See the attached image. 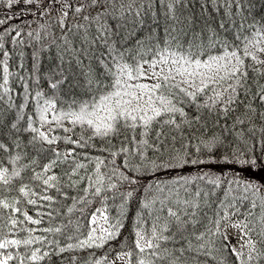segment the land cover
<instances>
[{"label": "trees", "instance_id": "trees-1", "mask_svg": "<svg viewBox=\"0 0 264 264\" xmlns=\"http://www.w3.org/2000/svg\"><path fill=\"white\" fill-rule=\"evenodd\" d=\"M49 2L12 0L9 7V0H0V20L5 21L0 24V144L5 146L0 148V167L11 172L13 168L25 166L21 171L23 184L29 185L38 196L52 197L51 201H45L37 196H23L18 191L20 177L0 186V200L15 202L21 209L16 212L11 207L0 208V239L23 240L29 235L39 238L31 245L11 246L6 251L21 257L23 264H97V261L126 264L125 260L117 259V254L131 251V264H137L138 260L151 257L136 249V231L150 236L153 224L158 231L167 224L163 235L169 239L159 243L161 249L169 250L173 256L157 260L156 264H172L176 257H179L178 264H264V220L261 219L264 217V102L256 99L264 88V64L250 57L244 59L241 71H246L247 76L236 89L238 97L230 89L226 91L234 80L209 84L203 92H197L195 98L177 88L164 90L163 94L182 109L183 114L175 112L158 117L147 135L142 127H137L134 131L122 128L118 134L108 137L92 136L87 126L73 127L67 119L61 121L64 128L56 122L42 125L40 119V109L47 107L45 100L54 101L47 113L51 121L53 111L57 115L60 111L67 112L73 101L78 105L103 94L114 82L108 69L116 71L112 58L117 52L123 53L124 62L129 64L134 60H151L155 52L164 48L181 49L185 54L190 50L202 61L208 56H223L226 51L237 49L242 55L246 41L264 30V0H117L113 16L102 18L99 23L93 20L90 24L79 15L74 16L71 10L61 23L59 4L54 5L56 11L50 12L46 8ZM121 3L125 8L123 16ZM128 5L132 7L131 12L127 11ZM137 9L139 16L135 14ZM100 23L108 28L107 46L103 43L104 34L98 31ZM249 47L257 60L264 61V52ZM110 48L116 50L111 55ZM181 79L177 76L175 83ZM89 81L93 83L90 85ZM145 81L148 79L138 82ZM57 82V88L53 89L51 85ZM97 83L104 88H98ZM196 83L199 85L198 78ZM180 87L188 85L180 84ZM190 90L195 91V88ZM37 92L43 95L37 96ZM216 93L222 95L218 97ZM230 95L236 103H226ZM168 120L174 123H165ZM13 124L16 128H12ZM29 124L60 139L48 145L39 139L38 133L31 131ZM65 128L72 130L66 132ZM67 136L73 140L82 137L87 146L70 144L65 139ZM145 140L146 145L142 143ZM209 142L216 146H206ZM73 148V157L65 160L61 155L47 173L56 176L57 182L55 188L45 192L42 182L33 178L34 173L43 174V166L56 159L53 149L65 153ZM121 148L129 151L121 152ZM178 154L189 161L203 163L189 162L182 167L160 169L152 166V162L179 165L181 161L175 159ZM241 154L244 159L255 160V165L233 162ZM17 155L20 160L12 164V158ZM223 157L229 162H224ZM97 158L103 161L100 172L105 176V185L116 183L117 187L107 189L102 196H93L91 192L86 195L87 178L95 180ZM125 160L129 161L127 165ZM76 163L85 167L73 172ZM114 168L135 177L137 182L121 181L118 174H112ZM185 176L189 177L187 184L169 183ZM199 176L205 179H191ZM215 178H219V183L209 182ZM248 183L257 188L245 190ZM129 191L131 197L127 196ZM29 198L37 199V203L27 204ZM151 201L154 203L145 208ZM167 208L180 215L179 230ZM24 212L40 223L26 220ZM101 213L105 228L121 220L123 227L119 234L100 247L96 246L98 240L79 247L95 228L92 216ZM225 216L227 221L223 219ZM11 219L18 223L13 225ZM234 221L247 224L255 251L252 247L238 251L228 232ZM57 228L60 231H55ZM36 249L43 259L33 261L29 257ZM250 253L252 259H249ZM9 264H21V261L14 259Z\"/></svg>", "mask_w": 264, "mask_h": 264}, {"label": "snow or ice", "instance_id": "snow-or-ice-1", "mask_svg": "<svg viewBox=\"0 0 264 264\" xmlns=\"http://www.w3.org/2000/svg\"><path fill=\"white\" fill-rule=\"evenodd\" d=\"M27 3H32L33 0H26ZM116 3L117 0H50L49 4L46 6L48 11H56L57 9L54 5L59 4L60 8V22L63 23L69 16V11L73 12L74 16L79 15L82 20L88 22L95 20L98 23L102 18H106L108 16H113L116 12ZM12 0H9V7H11ZM170 8L173 5H169ZM124 4H120V13L121 16L124 15ZM127 11L131 12L132 7L128 5ZM86 13V14H85ZM136 16L140 15L139 10L137 9L135 12ZM115 18V17H114ZM4 20H0V24H4ZM77 28L83 27V25H76ZM223 27V24H221ZM264 28V26H262ZM8 31H11L9 29ZM98 31L103 33V43L107 46V33L108 28L100 23ZM261 44H264V30L256 32L255 36L252 40L246 41L243 48L242 55L240 54V50L237 49L231 52H225L223 56H208L206 60L202 61L191 53L188 50L187 54L181 49H177L176 51H171L169 48L160 49L154 54V58L151 60H143L140 62L139 60H134L132 64L124 62V54L117 52L115 56H113V63L116 65V71L112 72V69L109 68L108 71L114 76V82L111 85H108L107 88H111V91H108L105 88L103 94L99 96H94L90 102H82L77 105L75 101L70 105V110L67 112L60 111L59 114L55 111L52 113V120L47 119V113L50 108H53L54 101L49 99L45 100V105L47 107L40 109V119L42 125L44 123L51 124L52 122H56L57 125L61 128H64L62 120H69L73 127L79 125L82 128L87 126V128L91 129L92 136H101L108 137L111 135L118 134L122 128L132 129L133 131L137 127H142L144 129V135H147V132L151 126V124L157 120L158 117H161L165 114H171L175 112H181L183 114L182 109H178L175 104H173L172 100L168 98V96L163 94L164 90L169 88H177L179 91L184 92L186 95L195 98L197 92H203L205 88L209 86V84L215 85L219 81H232L233 83L228 84V91L231 90L232 93H235L238 97L239 93H237L236 89L240 85L241 80L247 76L246 71H241L242 66L244 65L245 58H251L253 61L264 64V61L257 60V56L253 51L250 50V45L254 48H257L259 52H264V47H259ZM2 47V45H0ZM227 47V45H225ZM116 51L115 49H109V54ZM141 59H143L141 57ZM223 61V63H222ZM103 63V61H101ZM6 65V62H5ZM145 65L148 68H145ZM159 68V71H157ZM203 68L205 71H201ZM5 72H7V67L5 66ZM175 73V74H173ZM221 73H224L221 75ZM180 76L182 79L175 83L176 77ZM199 79V85H197L196 81ZM142 79H152L154 80L151 84L139 83L138 81ZM58 83H53L51 87L53 89L57 88ZM93 81H89L91 85ZM180 84H187L188 87L181 88ZM98 88H104L101 83H97ZM195 88V91H191L190 89ZM7 91V89H6ZM37 96H42L43 93L37 92ZM221 93H216V96L220 97ZM256 99L264 102V88L260 89V92L256 96ZM237 101L232 98L230 95L226 101L227 104H233ZM248 111H252L251 106H247ZM227 111V107L225 108ZM165 123H174V120L165 121ZM242 123V121H241ZM12 128H16V125L13 124ZM29 128L33 133L39 134V139L41 141H46L48 145H54L58 142L60 138L58 137H50L48 132L41 131L39 128L31 127L29 124ZM66 132H71L72 129L65 128ZM91 138V137H90ZM37 137L34 136L33 140H36ZM66 141L70 144L77 145L79 147H86L87 144L84 142L83 138H79L73 140L71 136L65 137ZM143 144H147V141H142ZM210 147H215L214 142H209ZM3 144H0V148H4ZM121 152H128V149L121 148ZM139 151V149H138ZM75 153V148L71 149L68 152L61 153L57 149H53V155L56 159L51 160L48 164L43 166V174L34 173L33 178L35 180H39L45 186V192L48 188H55L57 177L54 175H47V173L56 165L57 161L63 155L65 160H68L70 157H73ZM211 154V153H210ZM116 155V154H113ZM181 163L179 165L171 164H155L152 162V166L155 169H160L164 167H182L184 164L191 163L193 165L203 163L199 160H191L188 158L177 155L175 158ZM20 160V156L17 155L12 158L11 163L16 164ZM224 162H229L227 157H223ZM96 164V176L93 181L91 177L87 178L89 183L88 186L84 189L85 194L87 195L89 192L93 196H102L107 189H115L117 187L116 183H109L107 186L104 183L105 176L100 172V165L103 164V161L97 158ZM235 163L240 165H255V160H248L242 158L241 156H236L234 158ZM125 165L129 163V161L125 160ZM25 166H21L19 168H13L11 172H9L8 168L0 167V186L8 185L12 179L21 178V186L18 189L20 193L25 197L37 196V199H42L45 201H51L52 197L48 195L38 196L31 187L27 184H23L21 177V171ZM83 164L76 163L74 168L72 169L75 172L76 169L84 168ZM138 170V168H137ZM113 175H117L121 181H127L129 184H135L137 179L135 177H131L126 175L124 171H119L118 169L112 170ZM111 180V176L108 177ZM191 179H205V176L192 177ZM69 180L71 181V176H69ZM210 183L217 184L219 183V178L210 179ZM172 185L175 184H187L189 183V177H180L178 179L172 180L169 182ZM158 187V186H157ZM249 188H257L256 185L248 183L245 185V190ZM258 190V189H257ZM197 196L200 195L199 192L196 193ZM128 197L132 196V192L129 191L127 193ZM37 199L29 198L26 203L29 205H35L37 203ZM151 201L144 205L145 208L149 207ZM163 201H161V205H163ZM185 204L190 203V201H184ZM13 208L14 211L20 212L21 209L15 206V202L9 203L6 200H0V208L8 209ZM123 208V205H121ZM71 211V209H69ZM99 212L100 209H97ZM169 217L175 219L177 224V229L179 230L182 225L181 217L177 212H174L171 208H167ZM26 220L31 221L32 223L39 224V220H33L32 216L28 215L27 212L23 213ZM105 219H107L105 217ZM159 219V218H157ZM225 221L228 220V217L225 216L223 218ZM264 220V217L261 218ZM96 222L95 215L92 216V223ZM11 223L13 225L17 224L18 221L16 219H11ZM236 228H247V224L237 223L233 225ZM123 227L121 220L117 219L113 223L109 224L108 227L102 228L101 232L103 233L100 236L94 235L96 229H91L87 239L80 242L79 247H84L89 245L90 243L95 244L96 241H99L97 247L102 246L108 240L116 237L119 234L120 229ZM168 228L167 224L164 225V228L158 231L155 224H153L151 229V235H147L141 230L136 231V239H135V247L138 249L139 253L145 254L147 253L151 259H140L137 264H156L157 260H165L167 257L173 256V253L167 249H161L160 241H167L169 239L168 236L163 235V231H166ZM217 230H219V222H217ZM46 231H53V229H46ZM55 231H60L59 228L55 229ZM31 233V230H29ZM39 239L38 237H32L29 235V238L18 240V239H0V264H9L10 261L14 259H20L21 264H23V259L18 256H13L11 252H7L6 250L11 247H19L21 244L23 245H31L35 240ZM249 244L252 247V251H255V245L249 241ZM73 247V245H69V248ZM63 251V249H61ZM179 251L183 252L184 249H180ZM39 249L31 252L29 259L36 261L43 259V256L38 255ZM48 255L47 253L44 254ZM239 255V254H238ZM132 252H120L117 254V259L125 260L126 264H131ZM249 259H252L251 253L249 254ZM179 257H176L172 264H178ZM97 264H100L97 261ZM111 264H115V261H112Z\"/></svg>", "mask_w": 264, "mask_h": 264}, {"label": "rangeland", "instance_id": "rangeland-1", "mask_svg": "<svg viewBox=\"0 0 264 264\" xmlns=\"http://www.w3.org/2000/svg\"><path fill=\"white\" fill-rule=\"evenodd\" d=\"M222 63H223V61H222ZM157 70H159V69H157ZM223 74L224 73H221V75H223ZM151 81H152V79H148V81H145V82H142V83L151 84ZM237 223H240V222H235L233 225H235ZM233 225L229 228V233L234 237L235 245L238 248V250H244L248 246H250L249 241L252 242V240L249 238V236L245 232L244 228H236Z\"/></svg>", "mask_w": 264, "mask_h": 264}, {"label": "bare ground", "instance_id": "bare-ground-1", "mask_svg": "<svg viewBox=\"0 0 264 264\" xmlns=\"http://www.w3.org/2000/svg\"><path fill=\"white\" fill-rule=\"evenodd\" d=\"M245 232L248 234V236H250L249 233H248V231H245Z\"/></svg>", "mask_w": 264, "mask_h": 264}]
</instances>
